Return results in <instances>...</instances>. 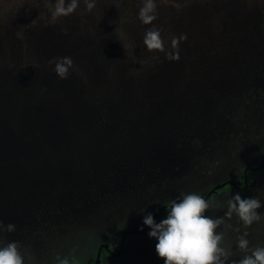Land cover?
<instances>
[{"label":"rangeland","instance_id":"1","mask_svg":"<svg viewBox=\"0 0 264 264\" xmlns=\"http://www.w3.org/2000/svg\"><path fill=\"white\" fill-rule=\"evenodd\" d=\"M156 2L165 41L187 37L177 60L143 44L141 0H80L55 19L54 0H0V221L15 225L0 237L28 264L88 263L103 239L114 248L140 226L143 208L241 181L264 153V0ZM62 56L64 79L49 63ZM260 171L242 197L264 202ZM215 192L205 214L223 217L236 191ZM218 230L241 258L237 217ZM246 231L264 244V216ZM147 232L99 264H163Z\"/></svg>","mask_w":264,"mask_h":264},{"label":"clouds","instance_id":"2","mask_svg":"<svg viewBox=\"0 0 264 264\" xmlns=\"http://www.w3.org/2000/svg\"><path fill=\"white\" fill-rule=\"evenodd\" d=\"M80 0H54L50 13L53 19L72 14L78 7ZM86 8L94 6V0H85ZM137 19L145 29L143 44L148 50L165 53L171 60L179 59V43L187 37L185 34L173 35L170 41H165L161 31L152 22L157 15L156 0H141L137 10ZM171 51H167L165 44ZM53 64V71L60 79L67 77L73 67L69 56L55 57L49 61ZM262 202L256 196L242 197L239 192L231 193L227 199V210L223 217H211L205 214L210 203L198 192H181L168 202L166 214L158 221L153 212L145 208L139 211L142 215V226H147V236L155 239L154 250L163 264H264V244L250 245L247 238V227L260 221L264 212H258ZM233 215L244 226L235 239V248L245 254L239 259H231L232 246H225L223 231L218 229L224 223V218ZM15 225L0 221V233L12 232ZM28 254L22 252L17 241H5L0 237V264H28ZM60 264H67L61 260Z\"/></svg>","mask_w":264,"mask_h":264},{"label":"water","instance_id":"3","mask_svg":"<svg viewBox=\"0 0 264 264\" xmlns=\"http://www.w3.org/2000/svg\"><path fill=\"white\" fill-rule=\"evenodd\" d=\"M263 168H264V153L260 157L258 164L256 166H251L248 163L243 167V169H242V180L241 181L240 180H232V179H224L220 182L214 183L207 191H205L204 193H201V195L204 196L206 200H208L209 197L211 196V194H213L216 190L222 188L226 184H230L234 188H239L240 187L239 185L242 183L241 189H246L248 187L247 171L251 170V169L252 170H260ZM167 205H168V202L160 205L158 208L151 209V212H153L154 217L158 216L164 208H167ZM145 228H146V226H142V221H141L139 229H127V230L123 231V233L121 234V237H120L119 247H118L117 251L114 253H111V254H113L114 256H119L121 253H124L123 242H124L126 234L127 233H133V234L142 233L145 230ZM102 249L110 252L107 242H102L97 246L94 261L92 264H98L99 263L100 254H101Z\"/></svg>","mask_w":264,"mask_h":264},{"label":"trees","instance_id":"4","mask_svg":"<svg viewBox=\"0 0 264 264\" xmlns=\"http://www.w3.org/2000/svg\"><path fill=\"white\" fill-rule=\"evenodd\" d=\"M251 166H256L258 164V162H250L249 163ZM261 173L260 170H248L247 171V181H248V186L249 187H252L254 185H256L257 183V178H258V175ZM242 178V177H241ZM240 187L239 188H234L232 187L230 184H226L225 186H223L222 188L216 190L215 193H219V192H222L224 189L226 188H231L233 189L234 191L236 192H241L242 189H241V186H242V183L239 185ZM214 194H211V196H213ZM168 208H164L163 209V213L167 212ZM131 234H129L128 236H130ZM128 238V237H127ZM103 254H106L105 251H103Z\"/></svg>","mask_w":264,"mask_h":264},{"label":"flooded vegetation","instance_id":"5","mask_svg":"<svg viewBox=\"0 0 264 264\" xmlns=\"http://www.w3.org/2000/svg\"><path fill=\"white\" fill-rule=\"evenodd\" d=\"M159 207V206H158ZM158 207H156V208H158ZM163 211V210H162ZM161 211V213H163ZM160 213V214H161ZM159 214V215H160ZM158 215V216H159ZM157 217V216H156ZM155 218V217H154ZM141 221H142V219H141ZM140 224H141V222H140ZM139 227L140 226H137V227H133V228H127V229H139ZM146 228H147V226H146ZM145 228V229H146ZM127 229H125V230H127ZM125 230H123V231H125ZM123 231H122V233H123ZM145 231V230H144ZM143 231V232H144ZM142 232V233H143ZM129 234H131L130 236H128ZM138 234H141V233H137V234H133V233H127L126 234V236H125V239H124V242H123V247H124V251H125V246H126V244H127V241H128V239L131 237V236H134V235H138ZM121 237V236H120ZM128 237V238H127ZM104 240V242H107L108 243V248H109V250H110V252H108V251H105V250H101V254H100V260L102 259V257L104 256V255H108V256H110V257H118V256H114L113 254H111V253H114V252H116L117 251V249H118V247H119V243L117 244V246L116 247H112L111 245H110V242H109V240L107 239V238H105V239H103ZM119 241H120V239H119ZM98 246V245H97ZM97 248V247H96ZM103 251H105L106 252V254H103ZM122 255V253L120 254V256ZM93 261H94V258H92L91 259V261L90 262H88V263H84V264H92L93 263ZM100 262V261H99ZM99 264V263H98Z\"/></svg>","mask_w":264,"mask_h":264}]
</instances>
